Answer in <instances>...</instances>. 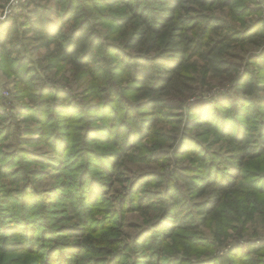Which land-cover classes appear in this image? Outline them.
<instances>
[{
    "label": "trees",
    "instance_id": "trees-1",
    "mask_svg": "<svg viewBox=\"0 0 264 264\" xmlns=\"http://www.w3.org/2000/svg\"><path fill=\"white\" fill-rule=\"evenodd\" d=\"M50 1L61 4V0ZM255 1L85 0L82 8L74 10L79 3L69 0L65 5L66 14L59 24L45 12L46 8L39 11L41 5L36 4L33 12L34 22L19 26L14 20L9 29L0 30V45L4 52H12V48L17 49L21 39H28L31 45L36 47V51H39L41 46L49 48L50 59H60L61 62L71 65L74 71L84 73L85 76L82 78L90 83L88 94L95 103L94 108L84 107L85 112L80 114L86 126L78 154L86 156L88 166L84 170L82 189L75 202L82 203L80 213L86 217L80 224L73 225L75 227L64 228L77 229L75 237L87 236L75 243H65L66 240L59 241L60 238H56L50 247L43 248L42 251L45 253L43 264H83L84 257L80 255L86 251L93 252L98 257L92 258L98 262L93 264H117L118 261L124 262L126 259L132 260L133 264L141 263V259H144L146 264H163L168 259L160 250L162 248H152L151 251L152 244L149 243L148 237H152V234L151 243H155L157 237L164 241L165 238L169 240L176 236L182 237L185 232H191L193 237L188 236L189 248L185 249L184 254L199 247H209L210 251L213 249L216 252L217 241L214 239L210 242L199 233L202 227H206L205 225L208 227L212 225L216 238L221 240L224 235L228 236L227 233L231 229H236V223H241L243 229L255 218L264 223V174L249 172L252 168L251 162L264 158V101L259 100V95L264 93V52L250 55L249 61L245 64V71L233 77L236 95L240 96L238 99L225 94L219 98L220 100L201 99L190 104L189 120L197 128L209 127L219 138L230 143L233 148L230 155L235 158L226 156L219 159L218 164L213 163L206 167L208 171L205 177L184 179L180 174L178 180L181 186L175 185V182H178L175 175L170 176V184L159 200V203H162L161 209H155L157 213L154 224L146 228L147 232L137 236L133 249L120 245L122 239L120 219L126 209L129 207L134 209L135 198L140 197L142 201H149L152 198H144L143 193L135 196V191L139 190V184L136 182L132 185L131 192L122 197V200L113 202L111 198H107L106 193L108 188L114 185L113 180L124 157L143 138H148L154 133L158 125L157 111L162 113L164 109L179 107L180 104L177 106L173 100L163 99L162 94L171 93L176 97L183 90L193 89L197 80L184 73L189 59L208 57L213 60L223 55V49L232 42L249 40L255 43L256 39L264 37V19L250 22L240 31L234 26L231 18L216 14L218 10L226 11L230 16L245 17L253 14L255 7L249 3ZM81 9H84V14L87 9L90 12L84 16L80 14ZM95 19H99L97 22L100 24H96ZM10 41L13 46L6 48ZM239 69L237 67L234 71L237 72ZM255 70L258 72L255 73ZM30 77L32 76H23L18 84L23 87V94L15 99L21 98L23 101L26 97L28 104L23 103L17 113L35 115L42 120L55 122L48 134L50 136L48 141L54 152L47 159L48 162L45 159L44 161L52 169L49 176L56 178L61 173L60 178L62 170L53 171L57 169L55 167L60 161L62 163L71 161L73 156H70V151L74 147L65 133L64 123L60 121L65 115L78 114V111L74 112L78 105L70 99V101L65 99L61 92H55L53 104L46 101V98L44 100V96L40 91L36 93L33 85L38 78ZM26 82L29 84L27 89ZM25 89L28 92L27 96L24 94ZM117 93L124 96L115 99ZM228 100H235V104L238 102L237 106H230ZM238 104L244 107L239 109ZM205 105L210 107L218 105V108L214 107L217 121L212 122L214 118L210 119L206 112L198 113V109L204 111L202 109ZM134 111H138V115L139 112H152L153 115L140 120L139 117L133 119ZM54 119L56 121H53ZM129 120L132 122L129 123ZM229 125H233L235 130H231L232 127ZM254 125L258 128L257 138H253L249 130ZM77 143H80V140ZM181 143V150L188 149L186 152L188 156L206 153L202 152L204 148L200 145L196 149L195 142L183 140ZM4 164L5 161L2 162L3 166ZM223 164H227L225 169ZM97 172L103 173V177L110 178L112 182L107 184L103 177L96 174ZM157 176L159 175L152 174L139 180L144 181L148 177ZM145 183L147 182H143L144 185ZM184 183L189 186L187 189L193 192L190 201L184 199L186 198L182 193V187L186 188ZM30 196L27 195L26 201L32 199ZM196 199H203V203H196L194 201ZM151 204L149 203L147 207ZM101 205L102 209L96 211ZM143 206L146 204L141 202L135 209ZM27 210H30L31 214H16L8 218L15 227L14 232L23 230L22 242H30L25 251H32L34 246L32 242L35 241L32 238L37 235L36 233L43 231L38 240L41 238L48 241L47 238L51 237L53 228H50L45 220L48 215L47 208L41 209L43 212L39 214L29 207ZM180 212L182 215L177 217V213ZM10 214L12 213L8 215ZM144 237H146L144 241L140 242ZM254 250L260 257L258 261L260 264V261L264 260V245ZM250 251L240 256L237 250H231L225 257H214L213 254L203 262L188 263L218 264L219 261V264H226L225 262L230 260L229 264L236 262L248 264L249 261L254 262L246 260ZM179 255L183 256L182 252H179ZM72 257L75 258V263H72ZM171 259L176 264L184 263L179 257Z\"/></svg>",
    "mask_w": 264,
    "mask_h": 264
},
{
    "label": "rangeland",
    "instance_id": "rangeland-1",
    "mask_svg": "<svg viewBox=\"0 0 264 264\" xmlns=\"http://www.w3.org/2000/svg\"><path fill=\"white\" fill-rule=\"evenodd\" d=\"M68 1L61 0V4H58L50 0H0V30L9 29L14 20L19 26L34 22L33 12L35 11V7H37L36 4L41 5L39 11H43L46 8L45 12L54 19L56 24H59V21L66 14L67 9L65 5ZM84 1L73 0L74 3H79L74 10L82 8L85 5ZM249 4L255 8L253 14L245 17H240L239 15L230 16L226 14V11L218 10H216V14L228 16L231 18L234 26L242 31L246 24L258 19H264V0H256ZM84 9H81L80 14L86 16L90 10L87 9L86 14H84ZM97 20L99 19H95V22ZM96 24L100 23L97 22ZM12 46L13 44L10 41L6 48ZM35 48L28 39H21L17 44V49L13 50L12 48V52L8 53L4 52L0 45V264H43L45 253L42 250L45 246L47 248L50 247L56 238H60L59 241L66 240L65 243H75L79 239H85L87 236L75 237L74 234L77 229L70 230L64 228L68 226L73 228L75 227L73 225L80 224V221L86 217L85 214L80 213L82 211V203L75 202V200L80 195L82 189L81 180L83 174H85L84 170L88 166L86 156L84 157L83 154L79 155L78 149L82 144L81 137L85 133L83 130L86 126V122L84 124L80 118V114L85 112L84 107L88 109L95 106V103H93L88 94L90 83L82 78V76H85L84 73L74 71L68 63H63L60 59L56 58L50 59L49 48L41 46L39 51H36ZM52 49L53 47H51ZM222 52L223 55L217 56L213 60L208 59V57H194L187 61L184 73L197 80L193 89H190V91L183 90L176 97L171 95V93L162 94L163 99H171L177 106L180 104L179 107L164 109L162 113L157 111L156 122H158V125L154 133L148 138H143L124 157L113 180L114 185H111L112 188H108L106 192L107 198H111L113 202L119 199L122 200V197L124 198L125 195L131 192L132 185L135 182L139 184L138 188L140 190L138 192L135 191V196L143 193L144 198H152L149 201H142L140 197H137L135 198L134 209L129 207V209L124 211L120 219L122 221V224H120L122 230L120 245L122 247L128 246V248L133 249V243L136 241L137 236L143 234V232H147L145 231L147 230L146 228L154 224L153 221L157 213L155 209H161L160 204L162 203H159V200L163 197L164 191L170 184V176L175 175L177 177L175 180H178L180 174H182L184 179H192V177L197 176L205 177L208 171L206 167L213 163L218 164L220 162L219 159L231 156L230 154L233 152L231 149L233 148L230 143L219 138L209 127H200L199 124H196L199 126L197 128L189 120L190 104L201 99L220 100L219 98L225 94L238 99L240 96L236 95L232 79L234 76H237V73L240 75V73L245 71V64L249 61L250 55L256 53L263 54L264 37L256 39L255 43L249 40L232 42ZM237 67L240 69L236 72L234 70ZM257 72L255 70V73ZM23 76H32L30 79L38 78L34 81L33 85L36 93L40 91L41 95L44 96V100L46 98V101H51L53 104L55 92H61L60 94H63L65 99H70L71 102L78 105L74 109V112L78 111V114L75 113L74 116L72 114L65 115L64 118L61 117L60 121L64 123L66 127L65 133L74 146L73 150L70 151V156H73L71 157V161L69 163H62L60 161L55 167L57 169L53 171L61 169L63 174L60 178L61 173L56 178L49 176L51 168L44 161V159L47 161L54 152L53 146L48 141L50 138L48 134L51 132L50 127L55 122L51 123L52 121L42 120L40 117H35V115L17 113L22 104L27 103L28 100L26 97H24L23 101L20 100L21 98L19 100L15 99L17 96L23 94V87L18 85ZM28 85V82H26V89L29 87ZM26 89L24 90V94L27 96L28 92ZM123 96L117 93L115 94V99H121ZM259 100L261 102L264 101V93L259 95ZM227 102L230 106H237L238 103L235 104V100H228ZM215 106L218 108V105H214L213 107L205 105V108L202 109L204 111L198 109V113L206 112L209 114L210 119L214 118L212 122L217 121L218 117L214 108ZM243 107L242 104H238L239 109ZM107 113L110 114V112ZM151 115H153L152 112H139L138 115V111H134L133 119L139 117L140 120L145 116ZM198 118L201 119V117ZM53 121L56 120L54 119ZM206 121L208 120L206 119ZM131 122L132 120H129V123ZM229 126L232 127L231 130H235L233 125ZM249 130L253 138L258 137L257 126L254 125ZM79 140L80 143H77ZM183 140H187L190 143L195 142L197 144L195 148L198 149L200 145L204 148L202 152L206 153L204 155L200 153L196 156L194 154L188 156L186 154L188 149L183 148L186 150H181V142ZM120 146L122 147V144ZM206 156H209V158ZM229 158L235 157L231 156ZM230 160L232 161L233 159ZM4 161L5 164L3 166L2 162ZM226 167L227 164H223V168L225 169ZM251 167L250 173L261 172L264 174V158L251 162ZM96 174L100 177L104 176L100 172ZM152 174L159 176L148 177L144 181L139 180L141 177L151 176ZM103 179L106 180L107 184L112 182L110 178L103 177ZM143 182L147 183L144 185ZM140 184L143 185L140 186ZM176 184L181 186L179 180L175 182ZM184 185L186 187H182V193L186 197L184 199L190 201L193 192L187 189L189 188L188 185L185 183ZM62 186H64L63 189L65 191H63ZM39 192L41 194H38ZM28 194L31 195L30 198L32 197V199L26 201ZM194 201L198 204L203 203V199H196ZM33 202H35L34 205L32 204ZM141 202L146 204V206L135 209L136 205H140ZM149 203L152 204L147 207ZM27 207L34 210L37 214L43 212L41 209L47 208L46 212H48V215H46L47 219L45 220L51 226L50 228H53L51 237L47 238L48 241L41 240V238L38 240L43 231L36 233L37 235L32 238L35 241H31L34 244L32 248L33 252L25 251L27 244L30 242H22L21 235L23 234V230L14 232L15 227L8 218L16 214H31V211H28ZM101 209L102 205L96 211ZM7 211H10L9 213L12 214L8 215ZM181 215V212L177 213V217ZM205 226L201 228L199 233L210 242L214 239L217 241L216 252L213 249L210 251L209 247H199L196 250L189 249L190 252L184 254L185 249L189 248V245H187L188 238L190 236L193 237L191 232L183 233L182 237L176 236L169 240L165 238L164 241L161 237H157L154 240L155 243H151L152 234V237H148L149 243L152 244L151 251L152 248H162L160 250H162L163 254H166L165 258L168 259L163 264H176L171 259L173 257L182 258L184 260L183 264H189V261L203 262L204 260H208V257L213 256V254L214 257H225L231 250H237L240 256L253 250L250 251L249 257H246V260L254 261H249L248 264H258L260 257L255 253L254 249L264 245V223L260 219L255 218L252 222H249L245 229L241 228V223H236V229H231L227 233L228 236L224 235L221 240L216 238L212 225L210 227ZM65 230H67L66 233L64 232ZM145 238L140 242H143ZM179 252H182L183 256H180ZM80 256L84 257L83 264L98 263L96 260H92V258H98L93 252L86 251V253H82ZM74 257H72V263L76 262ZM136 257L138 258V256ZM141 260L139 264L147 263L143 261L144 259ZM131 261L130 259H126L124 262L118 261L117 264H133ZM228 262L230 260L225 263L229 264ZM260 262V264H264L263 259ZM234 264L242 263L236 262Z\"/></svg>",
    "mask_w": 264,
    "mask_h": 264
}]
</instances>
